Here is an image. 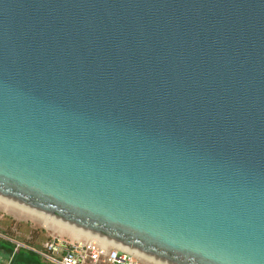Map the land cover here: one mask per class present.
Returning <instances> with one entry per match:
<instances>
[{"label":"water","instance_id":"obj_1","mask_svg":"<svg viewBox=\"0 0 264 264\" xmlns=\"http://www.w3.org/2000/svg\"><path fill=\"white\" fill-rule=\"evenodd\" d=\"M0 200L158 264H264V0H0Z\"/></svg>","mask_w":264,"mask_h":264},{"label":"built area","instance_id":"obj_2","mask_svg":"<svg viewBox=\"0 0 264 264\" xmlns=\"http://www.w3.org/2000/svg\"><path fill=\"white\" fill-rule=\"evenodd\" d=\"M11 241L15 245L14 252L24 247L15 240ZM26 248L48 264H156L91 236L69 241L52 236L45 240L39 251Z\"/></svg>","mask_w":264,"mask_h":264},{"label":"rangeland","instance_id":"obj_3","mask_svg":"<svg viewBox=\"0 0 264 264\" xmlns=\"http://www.w3.org/2000/svg\"><path fill=\"white\" fill-rule=\"evenodd\" d=\"M44 222L46 223L45 220L37 218L36 215L28 214L0 202V264H6L9 261V254L5 255V253L12 249V245L13 250L15 248L11 240L24 245V247L21 246L17 250L18 253L30 254L31 257L40 259L42 262L44 261L36 253L27 249L26 246L39 251L45 240L52 236H58L67 241L74 240L68 234V230L62 229V232H59L56 226L44 224Z\"/></svg>","mask_w":264,"mask_h":264},{"label":"bare ground","instance_id":"obj_4","mask_svg":"<svg viewBox=\"0 0 264 264\" xmlns=\"http://www.w3.org/2000/svg\"><path fill=\"white\" fill-rule=\"evenodd\" d=\"M0 202L3 203V204L6 205V206H11V207L17 208V209H19V210H21V211H23V212L28 213V214L36 215V214H33V213L28 212V211H26V210H23V209H21V208H18V207H16V206H13V205H11V204H8V203H6V202H3V201H1V200H0ZM36 216H37V218H40V219L45 220L46 223L44 222V224H52V225L56 226V227L59 229V232H62V229H66V230H68V234H69L74 240H78V239H81V238H82V239H87L88 237H90V236H88V235H86V234H83V233H81V232H78V231H76V230H73V229H71V228H68V227H66V226H63V225H61V224H58V223H56V222H53V221L48 220V219H46V218H43V217H41V216H38V215H36ZM66 232H67V231H66ZM154 263H156V262H154ZM156 264H158V263H156Z\"/></svg>","mask_w":264,"mask_h":264},{"label":"flooded vegetation","instance_id":"obj_5","mask_svg":"<svg viewBox=\"0 0 264 264\" xmlns=\"http://www.w3.org/2000/svg\"><path fill=\"white\" fill-rule=\"evenodd\" d=\"M9 254V261L6 264H19L20 261H18L19 253L14 252L13 249H10L5 253V255Z\"/></svg>","mask_w":264,"mask_h":264},{"label":"trees","instance_id":"obj_6","mask_svg":"<svg viewBox=\"0 0 264 264\" xmlns=\"http://www.w3.org/2000/svg\"><path fill=\"white\" fill-rule=\"evenodd\" d=\"M26 255H29L31 257L30 254L25 253L18 258V261L24 262L26 264H39V261L36 258H34L35 260H30Z\"/></svg>","mask_w":264,"mask_h":264},{"label":"crops","instance_id":"obj_7","mask_svg":"<svg viewBox=\"0 0 264 264\" xmlns=\"http://www.w3.org/2000/svg\"><path fill=\"white\" fill-rule=\"evenodd\" d=\"M3 239V238H1ZM12 249H13V245H12ZM22 255V253H19V256ZM30 260H35L34 257H30L29 255H26ZM39 261V264H47V263H44L42 261H40V259H37ZM19 264H26L24 262H19Z\"/></svg>","mask_w":264,"mask_h":264}]
</instances>
